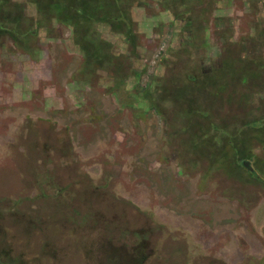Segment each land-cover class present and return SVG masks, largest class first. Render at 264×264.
I'll list each match as a JSON object with an SVG mask.
<instances>
[{
    "label": "rangeland",
    "instance_id": "374dc122",
    "mask_svg": "<svg viewBox=\"0 0 264 264\" xmlns=\"http://www.w3.org/2000/svg\"><path fill=\"white\" fill-rule=\"evenodd\" d=\"M4 1L25 31L0 41L4 258L20 264H262L264 189L236 181L234 168L207 176L211 153L201 158L191 147L205 128L215 134L211 123L221 127L210 147L217 143L229 152L230 139L264 132L259 122L244 130L263 116L264 69L253 87L245 80L223 90L224 81L209 80L230 60L244 66L236 52L264 63V0H216L199 47L188 16L176 20L157 0H141L131 11L139 35L135 55L114 27L95 26L114 57L130 60L122 91L114 90L105 68L96 70L94 82L73 77L85 64L71 28L53 21L50 31L39 29L52 21L40 20L39 6L60 17L63 5ZM211 1L199 5L207 9ZM196 104L210 115L192 124ZM244 147L248 157L263 155L247 140ZM260 161L264 172V155Z\"/></svg>",
    "mask_w": 264,
    "mask_h": 264
},
{
    "label": "trees",
    "instance_id": "16d2710c",
    "mask_svg": "<svg viewBox=\"0 0 264 264\" xmlns=\"http://www.w3.org/2000/svg\"><path fill=\"white\" fill-rule=\"evenodd\" d=\"M30 1L33 3H37L36 0H30ZM41 1L49 3L51 0H41ZM54 1L55 0H53V4H51L50 6L57 7L58 5H63V7L66 10H64L63 13H61V16L59 17L58 15L55 14L56 12H52L51 10L46 9L47 7L39 6L38 14L40 16L39 18L41 21L42 20L51 21L50 18H52L51 24L46 23L45 26H43V28H39V29H45L50 31L53 21L54 22L57 21L58 23L72 29L75 37V42L77 41L76 44L80 46V48L83 51L84 64H85V68L83 67L84 69L79 70L76 74L73 75V77L74 78L84 77L86 78V80H91V82H94L95 79H97L96 70L99 68L102 69L105 68L107 72L110 73L111 77L115 79L114 90L120 88V90L122 91L123 88H125L124 86L125 82L129 78V75L131 73L130 60L124 55L121 56V58L114 57L113 54L111 53L112 47L110 46L109 43H107L100 37L98 31L94 29V27L97 25H107L110 27L111 26L114 27L111 28L112 33L118 35L122 34L123 36H125L128 40V45L131 49V52L135 55L138 45L139 35L136 32V23L132 21L131 11L133 8L138 6V4H142L143 2L141 0H98L99 3L96 4L97 0H56L57 3L55 4ZM84 1L88 2L87 7L85 5L84 6L79 5V2H84ZM5 2L6 1L4 0H0V15H2L0 17V41L4 39V34L10 35L13 38L14 37L17 38L19 35H23L25 32L24 30L23 32H20V28H22V23H20V19H17L18 16L13 13V10L10 9L11 7L9 6L10 3L7 4L9 6L8 8V6L5 5ZM93 3H95L97 7H95ZM199 4H200V0H187V1L157 0V5L161 7L164 11L170 10V12L176 18V20L177 19L184 20V18L188 16L187 17L188 19L186 20L187 21L186 26L187 29L189 30V33L191 34V38L195 41V44H197L198 47L202 43V39L204 38L203 35L206 33V31L209 28V24L208 21H206V19L209 15H211L214 12L216 0H212L210 2L211 7L210 8L207 7V9L201 8ZM198 7H200V10L197 9ZM84 8H88L91 10L88 16L87 13H84ZM14 9L18 10L19 5L15 4ZM208 11L209 14H207ZM5 13L7 14L6 19H4ZM67 14L70 15V17L74 18V22L70 21L69 19L66 20V17L64 16L65 15L67 16ZM53 17H57V19H54ZM33 25L34 24H32L31 21H29V26L31 27L29 33L34 34ZM87 35H89V37ZM84 38H87L90 44H86L88 41L85 44H83L82 40ZM16 43L18 44V42ZM97 44L103 45V50L96 47L98 46ZM86 46L88 48H86ZM234 54L238 55V60L242 61L241 64H243L244 66L241 68H240V64L235 66L232 60H230V62H228V66H223L221 70L217 71V75H214L209 80L214 81L213 84H215L216 81L218 80L220 82L221 80L224 81V83L218 85L219 87H222L223 90L224 89L228 90L227 89L228 86L230 87L231 85L236 86L242 84L243 81L245 80H249L250 81V82L248 81L249 83L252 82V84H250L251 87L256 86L257 82H255L254 79L258 77L259 70L264 69V63H262V60L259 58H256L254 60H248V59L246 60L245 58L244 59L241 58V55L239 53L236 52ZM184 75H185V79H187L188 77H191V81L195 79L194 75L191 76L186 74ZM214 78H216L217 80H214ZM201 82H205V81L202 80ZM249 93L250 90L246 89V100H247V95ZM149 94L150 91L148 93L146 92L145 96H150ZM210 95L217 97L219 94L216 92L215 93L212 92V94ZM201 106L202 104H196L195 108H192V111L190 112V117H191L190 120L192 124L197 123L198 122L197 120L201 119L200 117L206 118L210 115L208 112H204L203 106L202 107ZM259 107L260 108H258V110L262 112L263 106H259ZM258 110L256 108L255 111ZM196 111H200L202 112V114L199 115L197 114L198 112ZM257 115L258 114L254 112L253 116L256 117ZM258 116L259 117H256V119H254L253 122L249 124L246 123V126H244V130H246V128H248V126H250L252 123L259 122L263 126L264 112L262 117L260 115ZM208 126H210L211 130L214 131L215 134L210 135L208 133L209 129L205 128L203 131H201V133L197 134V136L199 137V140H197V144L191 147L193 148L192 151L193 153L196 154L201 153V156L203 155L201 158H205V155L202 154L205 151L211 153L208 160L210 161L209 163L210 165L209 168L205 169V174L207 176L211 175L212 174L211 171L212 170L214 171L216 169H218V171L220 170L226 171L228 169L234 168L235 169L234 176L236 181L248 185H257L258 188L264 189V172L262 171V162L260 161V159L264 155V132L262 133V131H258L250 135L249 137L246 136V138L238 137L236 139H230L228 141V146L231 147L230 148L231 152H229V150L224 151V149H222L221 147L218 148L217 143L213 145L215 147L217 146V148L210 147L211 145H209V142H217V138L219 136L216 133L217 131H219L217 129L219 128L220 125L215 126L214 123H211L210 125L208 124ZM241 132H243L242 129H240V133ZM220 133L221 132H218V134ZM246 140L247 142H250L252 151L255 152L256 149H260L263 155L257 157L256 154L253 152L254 155L252 157L251 156L248 157L246 154H244L243 152L246 150L244 147V143L246 144ZM235 144L238 145V147ZM18 263L19 264L21 263L20 259L18 258L14 259L13 257H10L8 260H6L4 258V251L0 249V264H18ZM262 264H264V261Z\"/></svg>",
    "mask_w": 264,
    "mask_h": 264
}]
</instances>
